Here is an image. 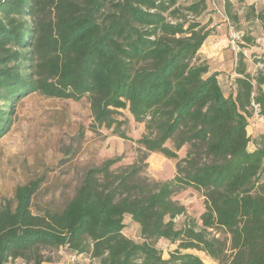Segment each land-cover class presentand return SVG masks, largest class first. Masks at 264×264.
<instances>
[{"label":"trees","instance_id":"trees-1","mask_svg":"<svg viewBox=\"0 0 264 264\" xmlns=\"http://www.w3.org/2000/svg\"><path fill=\"white\" fill-rule=\"evenodd\" d=\"M207 0H0V137L16 102L30 94L87 96L93 121L128 138L116 116L127 108L144 132L143 153L177 158L164 181L139 176L117 157L88 168L61 210H31L32 180L0 209V264L34 247L66 246L99 264H264V133L250 146L251 101L264 117V51L254 76L239 53L225 93L198 50L210 30L196 20ZM170 143L168 145L167 143ZM201 191L204 210L181 227L172 198ZM141 241L125 236L124 216ZM221 230L227 238L216 236ZM177 242L163 258L158 239Z\"/></svg>","mask_w":264,"mask_h":264},{"label":"rangeland","instance_id":"rangeland-1","mask_svg":"<svg viewBox=\"0 0 264 264\" xmlns=\"http://www.w3.org/2000/svg\"><path fill=\"white\" fill-rule=\"evenodd\" d=\"M188 2L190 0H181ZM210 34H220L228 40L230 30L241 33L237 50L223 45V67L215 66L222 74V88L227 94L234 78L239 53L245 70L256 75L259 57L264 51V0H207L206 8L195 17ZM221 81V80H220ZM264 88V84L262 85ZM247 134L250 146L264 133V121L250 109ZM128 138L118 136L113 128L93 121L87 96L78 99L47 97L30 93L20 98L13 107L7 131L0 137V209L14 206V189L29 181H38L31 198V210L44 208L61 210L74 195L84 172L99 166L105 159L117 157L111 166L118 170L137 162L139 176L153 181H164L175 174L176 161L185 156L187 145L177 151V158H167L158 152L143 153L135 142L144 132V123L134 120L127 108L116 116ZM170 145V143H167ZM172 198L184 205L185 211L174 218L177 227L188 219L198 220L204 210L201 191L186 187L176 191ZM199 222V220H198ZM122 233L140 242L139 227L131 217L124 216ZM216 236L227 238L221 230H212ZM156 247L163 258L177 248V242L158 239ZM197 254L207 264H217L202 251L182 250ZM4 264H99L88 253H77L66 246L34 247L25 258L9 259Z\"/></svg>","mask_w":264,"mask_h":264},{"label":"crops","instance_id":"crops-1","mask_svg":"<svg viewBox=\"0 0 264 264\" xmlns=\"http://www.w3.org/2000/svg\"><path fill=\"white\" fill-rule=\"evenodd\" d=\"M225 43H227V40L221 37L220 34H209L198 50L199 57L208 63L210 72L218 73L219 69L215 66H224L225 63H221V60L225 56L224 50H222ZM217 79L222 86V74L218 73Z\"/></svg>","mask_w":264,"mask_h":264},{"label":"built area","instance_id":"built-area-1","mask_svg":"<svg viewBox=\"0 0 264 264\" xmlns=\"http://www.w3.org/2000/svg\"><path fill=\"white\" fill-rule=\"evenodd\" d=\"M240 36H241V33L239 31L230 30V32H229V37H228L227 43L235 50L238 49L237 43H238V39L240 38ZM258 68H260V69L262 68L261 62H258ZM251 106H252V109H254V113H255L256 117L259 120L264 121V117L262 115H260V113H259L258 103L251 101Z\"/></svg>","mask_w":264,"mask_h":264}]
</instances>
